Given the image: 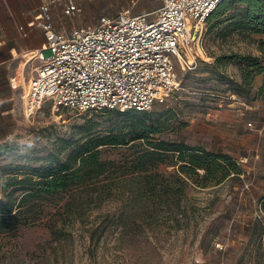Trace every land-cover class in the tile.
<instances>
[{
    "label": "rangeland",
    "instance_id": "374dc122",
    "mask_svg": "<svg viewBox=\"0 0 264 264\" xmlns=\"http://www.w3.org/2000/svg\"><path fill=\"white\" fill-rule=\"evenodd\" d=\"M77 2L80 10L70 14L64 10V0L44 3H49L52 22L67 32L75 25L96 24L102 15L122 9L135 13L160 5V0ZM226 7L220 16L207 21L197 63L186 68L177 65L182 88L170 91L148 111L164 113L179 106L176 122L157 136L232 156L245 170L242 179L209 187L189 183L182 189L176 167L163 165L164 187L157 190L161 197H155L157 192L143 187L142 176L125 165L134 148L110 147L104 156L113 158L116 168L94 180L101 186H74L45 199L36 207L32 225L16 236L0 238V264H234L225 258L229 246L241 251L246 237L237 234L233 240L231 225L243 226L252 218L256 211H250L264 195V103L260 98L264 70L250 78L244 74L255 57L264 66V53L259 49L261 34L238 26L244 4L228 0ZM50 53V48L43 50L45 56ZM224 55L233 57L218 65L217 57ZM40 62L35 57L28 63L22 89L27 88L32 65ZM17 78H12L13 83ZM235 91L236 97L231 95ZM118 110L79 112L53 108L47 101L29 115L23 97L20 115L10 122L9 135L0 140V174L4 170L33 172L55 158L57 146L87 133L128 128L129 119ZM131 136L128 133L126 138ZM98 188L103 189L100 196L86 194L81 209L65 210L73 191L97 193Z\"/></svg>",
    "mask_w": 264,
    "mask_h": 264
},
{
    "label": "built area",
    "instance_id": "2783aa9c",
    "mask_svg": "<svg viewBox=\"0 0 264 264\" xmlns=\"http://www.w3.org/2000/svg\"><path fill=\"white\" fill-rule=\"evenodd\" d=\"M220 1L160 0L152 11L122 9L102 15L96 24L75 25L69 32L52 22L49 3L42 4L32 23L43 29L46 42L33 57L41 62L34 65L24 91L26 114L47 101L53 108L79 112L152 108L170 91L182 88L177 65L197 63L207 19ZM64 10L70 14L80 5L64 0ZM46 48L51 53L45 56ZM260 98L264 103V81Z\"/></svg>",
    "mask_w": 264,
    "mask_h": 264
},
{
    "label": "trees",
    "instance_id": "16d2710c",
    "mask_svg": "<svg viewBox=\"0 0 264 264\" xmlns=\"http://www.w3.org/2000/svg\"><path fill=\"white\" fill-rule=\"evenodd\" d=\"M240 1L245 7L237 16L238 26L246 31L264 33V0ZM226 4L228 0H221L207 21L220 16L227 8ZM259 49L264 53L262 38L259 40ZM232 57L224 55L217 57L216 61L219 65L222 59L227 62ZM248 63L245 78L264 70L256 57ZM118 111H124L129 119L128 128L121 126L116 132L104 134L87 133L81 139L57 146L54 151L55 158L33 172L4 170L0 174V238L16 236L22 228L32 225L36 207L45 199L58 196L61 192L66 193L74 186L84 188L94 184L95 188L100 187L94 180L108 176V171L116 168V161L104 156L110 147L134 148L125 165L131 172L142 176V186L157 192L155 197H161L157 190L164 187L163 180L160 179L165 176V172L160 170L163 165L176 167L175 173L182 189L189 183L198 187H209L220 186L228 180L242 179L241 175L245 170L232 156L208 151L203 146L157 136L176 122L180 114L179 106H172L164 113L135 108ZM128 133L132 135L130 138H126ZM64 150L65 155L61 156ZM98 189L97 193L88 192V189L73 191L64 205L65 210L71 206L81 209L86 194L100 196L103 189ZM253 211L256 214L243 226L234 222L231 225L233 240L237 234L246 237L243 241L246 244L241 251L229 246L230 251L225 258L234 264H264V195L250 212ZM49 225L53 227V224Z\"/></svg>",
    "mask_w": 264,
    "mask_h": 264
},
{
    "label": "crops",
    "instance_id": "0c3cea01",
    "mask_svg": "<svg viewBox=\"0 0 264 264\" xmlns=\"http://www.w3.org/2000/svg\"><path fill=\"white\" fill-rule=\"evenodd\" d=\"M46 1L0 0V140L9 135L10 122L21 113L26 66L34 59L35 50L46 42L43 29L32 23ZM260 34L264 39V33ZM18 76L13 83L12 78Z\"/></svg>",
    "mask_w": 264,
    "mask_h": 264
},
{
    "label": "bare ground",
    "instance_id": "6f19581e",
    "mask_svg": "<svg viewBox=\"0 0 264 264\" xmlns=\"http://www.w3.org/2000/svg\"><path fill=\"white\" fill-rule=\"evenodd\" d=\"M33 54H35V52L33 53ZM29 81V80H28ZM27 86H28V84H27ZM57 106V105H56Z\"/></svg>",
    "mask_w": 264,
    "mask_h": 264
}]
</instances>
